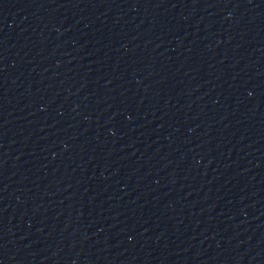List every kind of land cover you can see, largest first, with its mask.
<instances>
[{
	"label": "water",
	"instance_id": "obj_1",
	"mask_svg": "<svg viewBox=\"0 0 264 264\" xmlns=\"http://www.w3.org/2000/svg\"><path fill=\"white\" fill-rule=\"evenodd\" d=\"M0 264H264V0H0Z\"/></svg>",
	"mask_w": 264,
	"mask_h": 264
}]
</instances>
